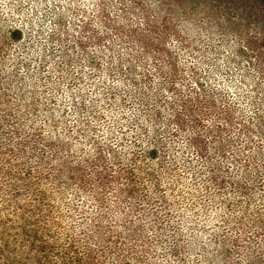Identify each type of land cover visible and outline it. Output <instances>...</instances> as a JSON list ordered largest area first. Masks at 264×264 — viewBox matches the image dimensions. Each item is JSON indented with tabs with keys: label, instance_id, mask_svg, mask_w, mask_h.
Wrapping results in <instances>:
<instances>
[{
	"label": "rangeland",
	"instance_id": "1",
	"mask_svg": "<svg viewBox=\"0 0 264 264\" xmlns=\"http://www.w3.org/2000/svg\"><path fill=\"white\" fill-rule=\"evenodd\" d=\"M14 23L22 41L5 38ZM13 50L23 52L21 86ZM180 107L185 127L172 120ZM0 124L33 164L53 141L55 165L65 157L89 177L121 169L64 210L76 244L100 262L131 251L132 264L264 261V0H0ZM135 141L123 161L107 147ZM0 166L5 220L18 186ZM97 225L124 241L125 256L95 239Z\"/></svg>",
	"mask_w": 264,
	"mask_h": 264
},
{
	"label": "trees",
	"instance_id": "2",
	"mask_svg": "<svg viewBox=\"0 0 264 264\" xmlns=\"http://www.w3.org/2000/svg\"><path fill=\"white\" fill-rule=\"evenodd\" d=\"M24 34V27L18 23L10 25L4 32L5 38L12 41H22ZM22 54L23 52L18 50L9 52L13 69V82L17 86H21L23 79ZM170 84V89L174 90L173 83ZM188 100L189 98L183 99L182 104L184 105ZM185 119V111L182 107L173 109L172 120L177 123L178 127H185ZM18 128L22 129L21 125ZM218 131H220L219 128L213 129L215 136L218 135ZM32 132L30 134L35 135L34 138L40 142L47 139L39 132ZM5 133L0 124V165L5 164L4 170L7 174L16 176L14 184L18 186V190H14V195H9L8 199L11 201L12 207H9L8 217L5 220L0 219L3 237L0 247V264H104L97 259L96 248L91 245H77L78 241L70 231L64 210H70L74 201L89 202L86 199L88 198L86 192L90 187H107L111 183L119 181V177L123 175L121 169L117 170V173L109 172L106 175L96 171V176L89 177L91 174L88 171L85 172L84 167L82 169L81 167H72L65 157L55 165L53 161L57 155L56 152L54 151L53 159L48 154V151H52L56 145L53 141L45 144L46 151L44 150L33 164L27 159H20V154L9 146L8 141L10 139L4 141ZM23 140L25 144L30 142L26 138ZM190 142L199 145L202 150L205 148L203 145L200 146V142L205 144L200 135H193ZM138 145V141H135L130 146L118 147L117 143H112L108 144L107 147L119 161H123L133 151L131 148ZM22 151H25V147L22 148ZM249 164L246 163V165ZM84 165L96 167L94 165L97 164L90 165L87 161ZM0 170H2L1 166ZM245 173L250 176L248 172ZM213 176L215 180L221 178L219 175L214 174ZM234 184H238V182H234ZM0 186L3 189L7 188L1 179ZM239 189L247 194V183L240 184ZM102 194L99 192L94 197L95 205L98 204L99 206L104 202ZM4 221H6L5 224H3ZM94 233L95 239L99 242L100 240L105 241L107 246L112 249V253L118 258H121L120 255L125 256L124 247H122L124 241L112 239L113 235H104V231L99 225H97ZM117 235L122 237L121 234ZM110 244L113 246L112 248ZM128 256L133 257V251L130 255L122 257L120 264H132ZM263 263L264 261L259 258L258 264Z\"/></svg>",
	"mask_w": 264,
	"mask_h": 264
}]
</instances>
